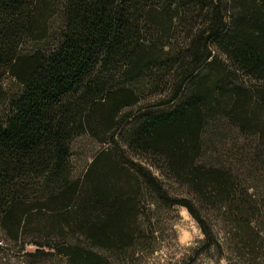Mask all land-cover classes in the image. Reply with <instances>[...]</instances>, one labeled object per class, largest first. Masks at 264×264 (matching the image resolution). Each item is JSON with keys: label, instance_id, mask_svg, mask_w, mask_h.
Returning a JSON list of instances; mask_svg holds the SVG:
<instances>
[{"label": "trees", "instance_id": "16d2710c", "mask_svg": "<svg viewBox=\"0 0 264 264\" xmlns=\"http://www.w3.org/2000/svg\"><path fill=\"white\" fill-rule=\"evenodd\" d=\"M84 136L103 147L78 177ZM263 183L264 0H0V233L19 264H144L176 206L200 252L257 259Z\"/></svg>", "mask_w": 264, "mask_h": 264}, {"label": "rangeland", "instance_id": "374dc122", "mask_svg": "<svg viewBox=\"0 0 264 264\" xmlns=\"http://www.w3.org/2000/svg\"><path fill=\"white\" fill-rule=\"evenodd\" d=\"M5 86L11 95L19 89L16 81L11 78L6 79ZM230 131L222 133L220 137L222 139H229L231 137ZM234 136L239 138V143L244 142L243 136L234 132ZM228 144V143H227ZM103 147L102 144L92 140L88 136H84L75 144L74 149V165L75 175L82 176L87 168V165L91 162L92 156L99 149ZM209 149V158L213 156L215 149L211 146V141H207L206 146ZM232 145L229 142L228 148ZM208 158V157H207ZM208 158V159H209ZM264 184V183H263ZM174 192L181 194L183 190L179 187H173ZM262 198V229L264 230V188L261 191ZM157 221L159 223V238L156 241V247L159 251L153 255H150L144 259V264H264V247L262 250V256L254 259L247 257L241 259L237 251L225 253L223 255L217 250L200 252L202 249L205 236L195 218L184 207H172L164 208L158 212ZM156 221V220H155ZM3 234L0 233V245L3 244ZM35 249L29 247V250ZM200 253V254H198ZM23 253H19L18 248L14 246H0V260H10L11 264H19ZM56 264H65L63 262H57Z\"/></svg>", "mask_w": 264, "mask_h": 264}]
</instances>
